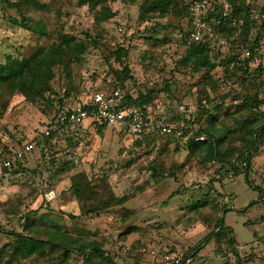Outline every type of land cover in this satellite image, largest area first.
Wrapping results in <instances>:
<instances>
[{"label": "rangeland", "instance_id": "obj_1", "mask_svg": "<svg viewBox=\"0 0 264 264\" xmlns=\"http://www.w3.org/2000/svg\"><path fill=\"white\" fill-rule=\"evenodd\" d=\"M150 1L107 0L91 7L81 0H0L1 61L59 45L57 57L63 60L49 79L54 92L42 97L27 96L10 83L0 86V151L36 139L60 103L70 105L89 89L117 86L126 66L130 89L157 87L169 93L166 115L179 127V133L139 137L119 125L95 127L88 121L50 141H36L23 168L0 189V264H87L83 253L90 243L118 264H171L164 259L167 253L194 255L193 264H236L225 232L194 251L220 217L234 229L243 264H264V196L259 198L264 132L253 133L264 118V0H246L251 20L241 28L240 19L232 34L220 27L217 32V22L212 23L214 69L181 63L187 45L184 4L178 1L165 12L141 10ZM37 24L45 33L28 26ZM247 47L254 55L242 58ZM233 55L252 60L241 69L227 63ZM181 103L196 105L195 116L209 103V113L188 123V116L177 114ZM205 130L226 135L221 148L228 159L246 145L254 150L251 185L246 169H222L208 156L213 138ZM200 136L204 140L197 141ZM77 174L91 190L84 200L72 188ZM112 195L129 199L90 211ZM13 232L55 244L44 252L14 254ZM91 258V264H109L100 256Z\"/></svg>", "mask_w": 264, "mask_h": 264}, {"label": "trees", "instance_id": "obj_2", "mask_svg": "<svg viewBox=\"0 0 264 264\" xmlns=\"http://www.w3.org/2000/svg\"><path fill=\"white\" fill-rule=\"evenodd\" d=\"M81 1L83 3L88 4L91 7H95L98 4L103 3L104 1H107V0H81ZM178 1L184 4L186 8V17L188 19V25L187 27H185L187 45H186V50L181 58V63L183 64L194 63V66H196V69L200 67H208V68L214 69L215 67H217V63L216 62L213 63L210 61V53L215 48L214 36L217 34L219 27L221 28V30H223L224 28L229 29V32L232 34L235 29V27L233 26L240 19L243 20L241 28L247 27L252 17V9L250 5L246 3V0H215L213 4L214 9L211 11V15L216 19V22H217L216 27L218 28L217 30L216 29L215 30L217 32L214 31L211 34H207L204 40L195 42V41H192L190 38V34L193 28L192 21H191L190 0H151L147 5L141 6V10L159 9L162 12H165L167 9H169L170 6H174L175 3ZM224 2H228L231 5L228 17H222V14H221L222 13L221 7H222V3ZM11 4L13 6L20 5L19 2H13ZM104 14L105 16H107L106 13ZM24 21L27 24L26 20ZM28 26L32 30H37V31H41L42 33H45V30L43 27H41V25L37 24L35 26H30V25ZM235 39H237V37ZM64 40L67 41L68 45L70 44V41H69L70 37H67ZM59 47L62 48V45H59ZM59 47L54 46L49 51H39L35 53L32 57H28V58H18V57H13L11 55H8L4 61L0 60V86L4 84H8V83L13 84L18 90H20L27 96L34 94V95H38L42 97L47 91L54 92V90L49 85V79L52 76L53 67L57 63L63 62L62 58L57 57L59 50H60ZM82 48H84L83 45H82ZM250 60H252L251 57L248 59L242 60L238 58L237 56L233 55L232 57L228 58L227 63L228 64L231 63L235 65V62H236L239 68L245 69L244 63L248 64ZM245 71H247V69ZM129 78H131V75H130L128 67L126 66L125 71H123L121 76H119L121 83H119L117 86L127 87V84H128L127 79ZM160 93L161 91L157 87L142 88L140 86L137 89V96L134 97L130 95L129 98L131 99V101L141 104V103L152 101ZM207 102H211L209 97L207 99ZM256 104H257L256 102L251 103V108H254ZM65 105L66 104L60 103L57 107V111L61 109L62 107H64ZM208 107H209V103L200 105L199 113L197 114V116L192 115L189 118L188 123L198 122L200 118L199 117L200 114H204L205 112L207 113L209 111ZM167 112L168 111L166 109L165 113L167 114ZM177 114L179 115L178 111H177ZM262 115L264 117L263 113ZM192 117L194 118L192 119ZM260 121L262 122H258V124L260 125L261 128L258 130V126L255 125L253 127V133L259 132L260 134L261 132H264V118H262ZM243 124H246V122L244 121ZM98 126L104 127L108 125L98 124L95 127H98ZM209 127L213 129L214 124H210ZM205 131L209 132V134L213 138V142L206 146V150L208 151L207 152L208 156H213L214 160H216L217 162H220L221 164L220 167L222 169L225 167L232 168V169L235 167L238 168L237 165L240 166L245 162L247 164L246 166L247 172L245 173L247 176V182L251 185V181L249 179V171H251L252 169L251 159H252L254 150L249 149V147L246 145L244 146V149L241 150L234 159H228V157H226L225 155V152L221 148L222 143L225 141L226 135L216 136L213 133V131H210V130H205ZM157 134H160V133H148L142 136L149 137V136H153ZM171 134H174V133H171ZM59 135L60 134H58L57 132H52L50 135H48L45 138L46 142L50 141L51 139ZM248 143L249 142L247 140V144ZM11 150H14V149L10 148L5 152L11 151ZM5 152L0 151V155L4 154ZM238 159L240 160L239 162H238ZM22 163L18 166L15 172H19L20 169L23 168ZM237 174L239 175V173ZM72 188L76 196L78 197V199L84 200L90 197L91 190L89 188V184L84 181L81 174H77L74 176ZM259 191H260L259 198L262 199L264 196L263 190L260 189ZM128 199H129L128 196L117 197L115 195L110 196L109 199L107 200H104L101 198L98 201H96L97 203L95 206L90 208V211L98 212L103 207H109L112 204H123L127 202ZM221 232L226 233V236H228V241L230 242L231 248L236 251V264H243V261H241L239 257L240 255L237 253V250L235 249L236 238L234 236V229L232 226H228L225 224L224 217H220L218 219L216 223V229L211 231L209 234H207L204 237V239H202V241L194 248V251H199L203 246H205L210 241L211 237L214 234L221 233ZM11 234L15 236V241L12 242V245L10 247L11 252L14 254L17 253L23 256H27L31 252H34L35 250L44 252V249L48 244H55V243H52V241H50L51 239H44L42 237L26 235L22 232H13ZM83 254H84L83 257L86 260L87 264L92 263L91 257L93 255L100 256L105 261H107L109 264H118L110 255H107L102 250V248L96 243H90L89 246L86 247Z\"/></svg>", "mask_w": 264, "mask_h": 264}, {"label": "built area", "instance_id": "obj_3", "mask_svg": "<svg viewBox=\"0 0 264 264\" xmlns=\"http://www.w3.org/2000/svg\"><path fill=\"white\" fill-rule=\"evenodd\" d=\"M214 1L190 0L193 26L190 38L192 41H202L207 34L215 31V26L212 23H215L216 19L211 15V11L214 9ZM230 8V3H222V17L229 16ZM251 51V48H245L242 58L251 56ZM150 86H154V81L150 82ZM85 94V96L79 97L76 102L59 109L41 133L37 135L36 139L27 140L16 149L0 155V189L11 173L23 162L22 160L35 150L36 140H44L52 132L61 135L76 127L88 126L86 124L90 121L95 126L98 124L119 125L128 134L139 137L148 133L164 135L179 133L177 123L169 119L165 113L167 107L165 99L168 98V92L161 91L152 101L141 104L135 103L129 98L130 95L136 97L137 90L130 89L128 84L127 87L116 86L110 88L107 86L89 89ZM177 109L181 115L190 118L195 115L198 107L190 103H181ZM184 126V124H181V127ZM199 140H204V137H197V141ZM246 166L245 162L240 165L242 170L246 169ZM231 171L233 175L234 172ZM164 259L171 264H193L194 261L192 255L184 258L182 255L175 253L165 254Z\"/></svg>", "mask_w": 264, "mask_h": 264}]
</instances>
